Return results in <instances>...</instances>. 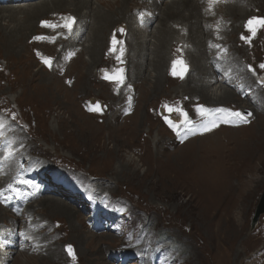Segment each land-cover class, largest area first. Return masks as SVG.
Returning <instances> with one entry per match:
<instances>
[{
    "label": "rangeland",
    "instance_id": "374dc122",
    "mask_svg": "<svg viewBox=\"0 0 264 264\" xmlns=\"http://www.w3.org/2000/svg\"><path fill=\"white\" fill-rule=\"evenodd\" d=\"M170 2L172 0L161 3V7L164 8ZM207 2L205 1V5L203 4V9L205 8L203 12L208 14L207 16L211 19V22L207 23L210 32L204 38V43L206 60L209 61L210 66L213 65L220 69L221 65L225 67L231 59L235 60L237 58L238 63L243 62L241 71H243L245 65L248 67L250 64L254 65L253 68L261 70L260 65L264 64V28L258 29V40L252 41L251 44L248 41L240 40V37H249L251 32L246 26L247 21L252 17H261V14H264V1L255 2L258 8L254 6L245 8V11L248 9L250 15L244 20L240 19L239 24H236L239 28L236 32L230 31V29H233V23L229 20V17L225 16L227 15L225 13L226 6L234 4L235 0H217L212 4ZM220 9L223 11L217 13V10ZM55 16L57 17L58 14L48 15L49 18ZM62 18L66 17L62 16ZM42 21L38 23L40 33L33 35L27 41L28 47L24 48L25 51L22 55L6 52L0 43V114H5L10 120L9 122L13 128L10 134L15 145L22 149L20 158H24L23 161L30 164L40 161L45 173L57 176L64 183L68 185L72 183L77 187V190L71 193V197L63 198V196L58 195H49V197L66 200V202L79 209V215L72 219L80 229L75 230L72 228L69 220L63 214L50 213L45 208L44 203L34 206V202L24 218L15 217L5 209L6 213L2 219L0 218V230L5 226H12L13 222L10 217H15L23 229H31L30 232L35 238L32 248L21 251L16 248L15 253L8 261L0 255V264L2 262L4 264H173V259L183 260L184 263L186 261V264H207L210 252H213L214 258L210 260L209 264H264V214L252 226L256 207L264 193V162L261 163L256 160L254 166L257 171L249 172L248 170L244 174V181L239 184L237 181H241V179L238 178V175L240 173L243 175L246 168L243 163L232 160L240 147L238 144L244 139L252 134H255L256 137L259 132L264 135V84L261 83V80H259L260 82L255 81V83L249 81V83H246V88H244L245 82L241 85L242 77H240L237 82L238 89L236 90L238 99L231 102L230 105H222L224 108L240 111L245 115L250 112L252 115L249 116L250 118L248 117V120L251 121L241 125L233 124V122L221 125L217 122V127L211 128L210 131H204L203 126L211 127L212 124L209 117L202 116L200 111V106L208 105L205 103L207 101L199 100L202 103L194 107H190L182 101L176 103L177 106L175 104V106L170 107L172 109H182L184 113H187V123L180 112L169 111V108L165 111L166 108L160 102L161 99L166 97L174 98L175 95L172 92L175 91H181L177 95L182 99L181 94L186 90L184 87L177 85L185 82L186 78L182 81L179 80L176 83L177 85L169 81L163 82L157 95L155 93L148 94L150 93L148 90L150 87L149 84L144 82V77L134 82V86L136 85L137 88H133L132 81L130 82L125 73L122 70L114 72V68L111 69L115 76L113 78L115 80L116 77L122 76L124 79L121 83L116 82L117 79L115 81H103L108 85L105 89L102 87L104 84L99 78L97 79V76H94L96 79L92 78L94 82L92 80L88 83L84 82V80L79 79L80 73L85 71L81 61L77 60L71 66L78 55H75L73 51L64 50V53L67 54L62 56L61 40L63 38L55 39L52 35H49V33L54 32L48 28H41L40 23ZM45 34L48 35L45 39H34V37H42ZM113 36L114 41L119 42L121 40L116 37L115 32ZM105 38H108L107 33ZM261 38L262 42L260 41ZM110 42L108 38L106 48L110 47ZM122 43L121 46L124 47L125 42ZM43 45L55 47L44 48ZM169 49L171 48L169 47ZM169 49L167 53H170V61L177 62L178 66L184 65V60L187 61L186 66L190 68L187 75L190 74L192 62L188 61H191L188 56V49L183 45L180 54L177 56H171L172 53ZM47 53L52 56V66H45L51 68V71L52 67L59 70V76L54 74L58 77V80L51 87L45 86L46 78L39 69L44 63L39 61L38 58L41 57L44 60L48 55ZM81 56L88 59L86 54ZM215 57L220 58V60L215 59ZM234 57L236 58L234 59ZM103 63L96 65L94 73L105 71L107 66ZM238 63L231 66L235 68L239 65ZM166 65L167 63L165 67ZM6 68L9 71L8 73H6ZM169 68L170 64H168L167 71ZM164 69L166 70V68ZM175 71L176 68H172L171 72L175 73ZM241 71H239V74ZM75 72L77 73L75 74ZM252 72L249 73L256 74L255 76L260 75L259 77H262L261 75L264 73L263 70ZM233 73L234 75L238 74ZM65 76L68 77V80L64 79ZM72 82H75V85ZM115 82L120 86L116 88V92H113L109 85L113 86ZM221 84L226 85L229 83ZM174 86L178 88L176 89ZM67 88L69 91H67ZM211 89L213 88L210 87ZM124 92L129 98L125 99ZM258 94L262 99L263 107L255 106L256 101L258 102L256 98ZM198 98L199 96L194 97V99ZM200 98L203 97L200 96ZM95 99H97L96 103L98 101L105 103L107 108L105 112L101 110L100 106V110L89 112L87 107L91 106L93 104L91 101ZM150 100H152L153 105ZM13 103H17L18 107L12 108ZM84 103L87 104V107H84ZM122 105H130V107L123 108L128 113L118 116L117 111L122 108ZM209 106L211 107L204 106V108L217 109L221 105L212 106L209 104ZM244 106H248L251 110L244 109ZM166 112L171 116L169 119ZM254 115H256L255 118H253ZM16 117L20 118L19 122L15 121L14 118ZM141 119H143L142 123L139 122ZM169 120L173 121L177 127L172 128L168 122ZM138 122L141 124L137 127ZM221 126L244 127H240L237 134L228 139L229 142L233 143L227 148L228 155H230L229 162L213 160L212 155L216 153L215 142L211 138H206L207 136L204 138L201 144V154H204L208 159H212L206 169V173L212 178L209 186L216 187L215 185L220 184L221 177L229 173L235 177L232 180V188H241L248 181V186L246 184L244 187L247 186V190L250 188L251 193L242 204L240 202L242 198L239 199L240 192L234 193L232 211L228 213V217L222 216L221 210L216 211L212 219L215 222L213 225L211 222H203L199 217H196L195 211L192 212L193 204L198 206L200 202H203L206 192L204 193L202 190L196 192L194 190V194L189 190L191 186H188V188L185 184L180 183L179 179L173 177L175 176L174 170L170 171L169 169L173 167V163L179 161L178 151L174 152L176 148L186 150L184 147L181 148L185 142L196 136H202L203 133L216 131ZM227 134L228 132L222 129L217 133V137L221 139L224 137L223 135ZM175 135H177L178 140L173 143L170 142L171 137ZM158 141L160 142L158 143ZM258 144L261 151L262 142ZM262 147V150H264V142ZM165 152L167 153L165 154ZM35 159L36 161H34ZM159 165L160 169L157 170L156 166ZM164 170L168 173V176L166 173L163 174ZM9 175L12 179L9 185L11 184L13 187L9 188L7 193L14 196L18 190L16 186L17 172L13 170ZM86 188H89L94 194L97 192V196L102 200V203L95 210H91L87 204H76L83 193L82 190ZM54 189L51 190L54 191ZM191 189L194 188L191 187ZM211 192L214 193L215 190H211ZM227 198L228 196H224L223 199ZM125 209L129 210V214L124 213ZM29 213H32L34 217H31ZM229 215L231 216L232 225L229 224ZM219 216H222V218ZM97 217L106 227L103 232H96L93 227L88 225L94 224ZM134 220L137 221V224L133 226ZM32 221H37L38 224H33ZM99 227L101 228L102 225L100 224ZM106 235L107 237L99 240L89 238L91 236L97 238V236ZM219 235H223L226 238L225 241L230 239L231 241L226 242L227 244L222 242L221 245H218ZM210 237L211 240H208ZM104 239L108 240L105 241ZM206 243L207 245H205ZM68 245L72 246L74 255L68 251ZM0 248L8 250L6 246L0 245ZM192 249L197 250L198 256L196 258L200 257L201 262L199 259L193 262L191 255L194 251L192 252ZM202 249L204 252H202ZM224 249L228 255L225 254ZM55 251L58 253V258L55 256Z\"/></svg>",
    "mask_w": 264,
    "mask_h": 264
},
{
    "label": "bare ground",
    "instance_id": "6f19581e",
    "mask_svg": "<svg viewBox=\"0 0 264 264\" xmlns=\"http://www.w3.org/2000/svg\"><path fill=\"white\" fill-rule=\"evenodd\" d=\"M139 1H141V2H139ZM256 1H264V0H235L234 4H230V5L226 6L225 13L227 15H225V16L227 18L229 17V20H231L233 23V25H232L233 27L231 26L233 29H230V31L233 30L236 32L239 30V28L236 24H239L240 19L244 20L247 16L250 15V13L247 11L248 9L245 11V8L246 7L248 8L249 6L250 7L254 6L255 8H258V5L255 4ZM204 3H205V0H174V1L172 0V2L168 3L163 8V7H161V4H159L157 0H154V2H151L150 0H96V1L95 0H36L32 3H29V4L24 5V6H22V5L0 6V43L2 44V46L6 50V52H10V53L13 52L14 54H17V55L21 54L22 55L23 52L25 51L26 47H28L27 41L33 35L40 33L39 32L40 30H38L39 29V25H38L39 21L49 19V17H48L49 14L55 13L56 15L57 14L62 15L65 13H70V14L78 16L83 24L79 25V27H80L79 29L81 30L80 35H77L75 37L73 35L72 38H69L66 40H63V39L61 40V42H62V54H63L62 56L67 54V53H64V50L65 51H68V50L73 51V53L75 55H78L77 59H75L72 62L71 66L77 60L78 61L80 60L81 64L84 65L85 71L81 72L79 70L81 72L79 75L80 80H84V82L88 83V82H91L92 78L96 79L95 77L97 76V79L99 78L101 80V82L104 84L102 87H104L106 89V87L108 85L105 84V82H103V81H115L116 79L114 80V78H113V77H115L114 72L115 71L119 72V70H122L125 73V76H127L130 79V82L132 81L133 86L135 84L134 82H137L138 80H140L144 77V79H143L144 82L146 84H149V87H150V88H148V90L150 92L148 94L155 93L157 95L159 92V89L163 85V82L169 81V82H172L173 84L178 83L180 72L178 74H175V73L167 71L168 64L170 63V53L168 54L167 51L170 47L171 49H169V50H171V53H173L174 56H177L180 54L181 47L184 45L188 49V52H189L188 56L191 59V61L190 60H188V61L192 62V65H190L192 67V71L190 72V74L187 75L185 82L180 83L178 85L176 84V85L179 87H184L186 91H183V93L181 94L183 97L182 99H180L181 97L179 98L177 95L178 92H181V91L172 92L175 95L174 98H171V97H166V98L162 97L163 99L160 98L161 99L160 102H162L161 104L164 105L166 110L170 107L175 106L176 103L182 102V101H184V103L186 102V104H188L190 107L198 106L200 103H202L199 100L204 101V102L207 101L205 103L208 105L202 104L203 106H207V107H211V106H209V104H211L212 106H214V105H221V106L222 105H230L231 102H235L236 99H238L236 97L237 88H236V86L233 88V86L221 84V83H224V81H225L224 76L225 75L226 76H232L233 81L242 77L241 78L242 84L245 82L244 87H246V85H247L246 83H249V81L252 83L253 82L255 83L256 78L249 75L250 74L249 72H245L244 74L240 73V74L234 75L233 72L236 70L240 71L242 69V64H243V62H241V64L238 63L239 60H237L236 57H234V59L236 58L235 59L236 61L231 59V57H230L231 61L228 62V64L224 67V71H225L224 73L219 72L214 67L210 66L209 61L206 60V53H205L206 47H205V43H204V40H205L204 38H206V36L209 35L210 30L208 29V24L211 22L210 21L211 19L208 18V16H207L208 14L206 12H203V10L205 9V8L203 9ZM17 6H19V7H17ZM218 8H219V6H218ZM63 9H65V10H63ZM158 10H159V13H156V11H158ZM148 11H152V14L148 13ZM221 11H223V10L222 9L217 10V13H219ZM258 12L261 13V11H259V10H258ZM208 13H209V11H208ZM253 14H255V13H253ZM218 15H220V14H218ZM261 17H264V14H261ZM122 23L126 24V27H125L126 28V36L120 42H116L113 39H111L112 31L117 27V24H122ZM218 24H220V23H218ZM224 24H226V23H224ZM227 31H228V29H227ZM224 32H226V31L224 30ZM106 33L108 34L109 42L111 39L109 48H106L107 47L106 40L108 39V38L107 39L105 38ZM262 34H263V32H262ZM235 35H238V34H235ZM251 35L252 34L249 33V37ZM258 36H259V31H257L256 35L254 37H252L251 41L258 40ZM240 40H245V39L240 37ZM213 41H214V39H213ZM222 41H224V40H222ZM245 41H247V40H245ZM260 41L262 42V38L260 39ZM122 42H125L124 47L121 46V44L123 45ZM24 43H26V44H24ZM212 46H213V44H212ZM227 46L228 45L226 44V47ZM43 47L44 48H52L55 46L43 45ZM207 49H210V48H207ZM225 53H226V51H225ZM47 54L51 55L50 53H47ZM83 54H86L88 56V59H86L85 56L82 57L81 55H83ZM207 57H209V56H207ZM216 58L217 57H215V59ZM218 60H220V58ZM256 60L257 59H255V61ZM215 62H217V61H215ZM257 62H258V60H257ZM102 63L105 66H107L105 71L104 72L101 71L100 73H94V69L96 68V65L102 64ZM166 63H167V65L165 67ZM222 63H224V62H222ZM236 63H238L239 65L235 66V68H233L231 65L236 64ZM250 65L252 68L254 67L253 64H250ZM221 67H223V66L221 65ZM100 68H102V67H100ZM112 68H114V72H111ZM164 68H166V70ZM39 69H40L42 75L46 78V82H44L46 84L45 86L51 87L53 85V83L58 80L57 76H59L58 75L59 70H57L56 67H52V71H51V70L47 69L46 66L42 65L41 67H39ZM76 73L77 72H75V74ZM54 74L57 76H55ZM257 74H262V73H257ZM75 76H77V75H75ZM205 76L207 77L206 79H205ZM259 76L257 79H260ZM65 78H66V80H68L67 76H65L64 79ZM262 81H264V80H262ZM116 82H118V81H116ZM128 82H129V80H128ZM88 85H90V84H88ZM109 87L111 89H113V91H114V89H115L114 86L109 85ZM210 87H212L213 89L210 90ZM134 88H137V86L135 85ZM144 88H145V86H144ZM231 88H233L234 90H232ZM141 89H143V88H141ZM168 89L170 90V88H168ZM67 91H69L68 88H67ZM125 92H127V91H125ZM165 95L167 96L168 94H165ZM169 96H171V95H169ZM195 96H199V98L194 99ZM200 96H202L204 99L202 98L203 99L202 100L200 98ZM127 98H129V97H127ZM132 98H134V97H132ZM256 98H257L258 102L256 101V104L254 103L255 106H257V107L262 106L263 107L262 99L260 98L259 94L257 95ZM152 100H150L151 104H152ZM119 102L121 103L120 99H119ZM153 102H154V100H153ZM149 106H151V105H149ZM133 107H135V106H133ZM138 107H140V106H138ZM149 109H150V107H149ZM157 109H158V107H157ZM244 109H249V107L244 106ZM249 110H251V108ZM128 111H129V109H128ZM141 113H142V111H141ZM130 115H129V117H130ZM141 115H143V114H141ZM255 116L256 115H254L253 118H255ZM142 121H143V119H141V121L139 120V122H141V123H142ZM139 122L137 123V127H138V125L141 124ZM122 123H124V122H122ZM240 127H244V126H239V127L221 126L216 131H213L211 133H206V134L203 133L202 136H196L195 138H192V139L188 140L187 142H185L183 144V146H181V148L184 147V148H186V150L176 148V150L174 151V152L178 151L179 161L176 162V160H177L176 159L175 160L176 163H173V167L169 169L170 171L172 169L174 170L173 173L175 176H173V177H176L177 179H179V182L185 184L187 187L191 186L192 188H194L193 190L191 189V187L189 189L194 194H195L194 190L196 192H198V190H199V192L201 190L204 193L206 192V194L204 195L205 199L203 200V202H200L198 204V206L194 205V204L192 206V212L195 211L196 217H199V219L203 220V222H205V221H207L206 223L211 222V224L214 225L215 222H213L212 219L214 218L215 212L216 211L218 212L219 210H221V212L223 213L222 216L225 215V217H228V213L230 211H232L233 204H234L233 194L236 193L237 191L240 192L239 193L240 194L239 199L242 198L240 201L241 204L246 201V197L251 193L250 188L248 190L246 189V187L248 186V181L245 182L241 188L237 187L238 190L235 188H232V184H233L232 180L235 177L231 176L229 173H228V175L224 174L221 177L220 184L215 185L216 187L209 186L211 181H212V178H210L209 175L206 173V171H207L206 169L208 168V164L211 162L212 159L215 161L229 162L230 155H228V149L227 148L230 145H232L233 143L229 142L228 139H229V137L236 135L237 132L240 130ZM222 129H225V131H227L228 134L223 135L224 137L219 139V137H217L218 136L217 133L222 131ZM10 130H11V128H10ZM165 130L168 131L166 128H165ZM176 136L177 135L172 136L170 139V142L173 143V142L177 141L178 139ZM205 137L211 138L215 142L214 145H215V150H216L215 152L216 153H213L212 159H208V157H205L204 154H201V144L204 141ZM159 142L160 141H158V143ZM259 142H262L261 151H260V145L258 144ZM263 142H264V135L261 132H259L256 134V137H255V134H252V135H250V137H248L247 139H244L240 144H238V145H240V147L238 148V150H237L238 152L233 157L232 160H236L237 162L243 163L246 169H245V172L243 173V175L241 173L238 175V178L241 179V181L238 180L237 183L240 184L241 182L244 181V179H243L244 174H246V172L248 170H249V172H253V170L255 172L257 171L256 167L254 166L256 160H259L261 163L264 162V153H263L264 150H262L263 149V147H262ZM166 153L167 152H165V154ZM188 155H189V157H187ZM184 157H185L184 160H186L185 163L183 160ZM136 159H138V158H136ZM160 162H162V161L160 160ZM179 162H180V164H179ZM182 162L184 163V165ZM154 164L156 165V163H154ZM154 164H153V166H154ZM161 165H162V163H161ZM168 166H170V165H168ZM159 167H160V165L156 166V169L157 170L160 169ZM6 169L8 170L9 168L8 167L3 168V170H6ZM166 169H167V167H166ZM191 169H192V171H191ZM165 173H166V171L163 172V174H165ZM225 173H227V172L225 171ZM166 174L168 176V173H166ZM161 178L164 179L163 176H161ZM209 178H210V180H209ZM215 183H216V181H215ZM246 184H247V186L244 187ZM159 186H160V184H159ZM173 186H174V184H173ZM227 189H228V191H227ZM211 190H215V192L212 193ZM52 192L55 194L58 193L56 188ZM224 196H228V198L223 199ZM42 203L45 204L44 205L45 208L48 209V211L50 213L63 214L69 220V223L71 224L72 228H74L75 230L80 229L79 227H77L74 224V221H73L74 219H72V218L77 217V215H79L78 214L79 209H77L75 206L66 202V200L64 201L63 199L52 198L49 196H45L44 198L40 199L39 201H36L34 203L35 204L34 206L41 205ZM262 204L264 205V196H262L261 199L259 200V204L257 205L256 209H258ZM32 205L33 204H31L29 206V208L32 207ZM5 213H6V210L0 206V218L1 219L3 218ZM43 214H44V212H43ZM230 215H229L228 219L230 220L229 224L232 225ZM222 216H219V217L222 218ZM10 220L13 222V225L16 224V220H17L16 218L11 217ZM211 224H209V225H211ZM55 233H56V231H55ZM209 233H211V232H209ZM50 236H52V235H50ZM103 237H107V235L106 236H97V238H95L94 236H91L89 238H92V240H95V239L99 240ZM108 237H110V236L108 235ZM204 238H207V237H204ZM225 239L226 238L223 235L222 236L219 235V242L217 241L218 245H221L222 242H224V244H225L226 242L231 241V239L227 240V241H225ZM107 240H105V241H107ZM208 240H211V237H210V239L208 238ZM220 240H222V241H220ZM8 243H12V239L10 236H8V238H7V244ZM205 245H207V243ZM4 246L8 247V250H4V248H0V255L3 257V259L8 261L12 257L13 253H15L16 248H13V247L7 246V245H4ZM35 246H36V244H35ZM193 246H195V245H193ZM217 248L219 249L220 247H217ZM225 249L227 250L226 247H225ZM225 249H224V251L226 252L225 254L228 255V253ZM196 251L192 249L193 253L191 252L192 253L191 259L193 260V262H194V260H198V259L200 261V257L196 258V256H198V252H196ZM202 252H204L203 249H202ZM20 255H22V254H20ZM55 256L56 257L58 256V253L56 251H55ZM143 257H144V255H143ZM212 258H214L213 252H210L208 254V259H207L208 263L207 264H209V262ZM173 260H174L173 264H186V261L184 263V261L180 260V259H178V260L173 259ZM1 264H4V263L2 262Z\"/></svg>",
    "mask_w": 264,
    "mask_h": 264
},
{
    "label": "snow or ice",
    "instance_id": "6c2138e0",
    "mask_svg": "<svg viewBox=\"0 0 264 264\" xmlns=\"http://www.w3.org/2000/svg\"><path fill=\"white\" fill-rule=\"evenodd\" d=\"M215 2H217V0H210V4L215 3ZM75 22H76L75 17H68V18H66L63 25H53L49 21H42V24H43V26H46V27H61L62 26L63 28H66V29H68L69 32H71ZM246 26L252 35L250 37H242V38L247 40L250 43L252 37H254L256 35L258 29L264 28V17H252L247 21ZM44 38L45 37H34V39H44ZM217 47H219V46H217ZM44 63L47 64L49 67H51L52 66L51 58H44ZM249 68H250V70L255 72V69H253L251 67V65H249ZM260 68H264V64H261ZM116 79L118 82H122L123 77L118 76V77H116ZM261 83L264 84V81H261ZM94 110H100L99 106H97ZM169 111L180 112L185 117V122L186 123L188 122L187 113H184L182 109L169 108ZM200 111H201L202 116H212L214 113L224 114V118L222 120L223 123H232V122L248 123L249 122L248 117L252 115L250 112L247 115H245L243 112L233 111L232 109H225V108L206 109V108H204V106H200ZM168 122L173 128L177 127V125L173 121L169 120ZM217 126H218V123L215 120H213L211 127H208L207 125H205V126H203V130L204 131H210L211 128H214ZM0 128H2V124H0ZM2 134L3 133L0 132V135H2ZM9 155H11V153H9ZM20 182L21 183H28V181H26V180H21ZM8 187L12 188L13 185L10 184ZM0 191H3V190H0ZM68 251L74 255V251H73L71 245H68Z\"/></svg>",
    "mask_w": 264,
    "mask_h": 264
},
{
    "label": "water",
    "instance_id": "95a60500",
    "mask_svg": "<svg viewBox=\"0 0 264 264\" xmlns=\"http://www.w3.org/2000/svg\"><path fill=\"white\" fill-rule=\"evenodd\" d=\"M264 196V193L263 195ZM264 213V205L262 204L258 209H256L255 214H254V218L252 221V226H254L258 220V218Z\"/></svg>",
    "mask_w": 264,
    "mask_h": 264
}]
</instances>
